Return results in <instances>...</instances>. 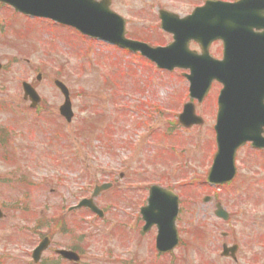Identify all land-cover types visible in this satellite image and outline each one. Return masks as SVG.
Returning <instances> with one entry per match:
<instances>
[{"label":"rangeland","instance_id":"rangeland-1","mask_svg":"<svg viewBox=\"0 0 264 264\" xmlns=\"http://www.w3.org/2000/svg\"><path fill=\"white\" fill-rule=\"evenodd\" d=\"M205 1L112 0V4L125 17L128 36L164 46L172 37L161 31L158 11L166 8L185 16ZM14 19L25 41L14 29L0 35V62L5 66L0 76V131L9 128V121H17L14 140L8 144L11 153L0 145V202L6 214L0 221V264H17L20 254L54 231L55 243L66 245L64 232L42 222L64 218V204L90 197L97 184L107 182L114 188L94 201L108 213L96 217V223L84 214L78 232L96 238L92 250L111 249L115 260L136 252L144 255L145 243L155 240L156 234L143 238L147 234L140 229L144 224L140 205L146 203L150 185L158 184L173 187L181 199L177 227L182 241L168 255L170 264H264L262 160L254 159L251 148L245 147L238 155L240 173L232 187L216 191L205 183L216 151L213 125L222 85L213 83L205 100L195 101L203 124L174 126L183 104L192 100L184 70L162 71L145 57L88 41L74 29L48 20ZM191 47L197 49L198 44ZM210 52L221 57V43L212 44ZM38 73L43 74L40 82ZM56 78L69 87L76 113L72 124L62 128L61 139L54 136L63 102L53 82ZM22 81L37 85L51 109L40 117L22 111L30 108L23 99ZM206 195L213 199L203 201ZM17 201L30 208L15 210L11 205ZM216 202L231 214L229 221L214 214ZM223 243L240 246L237 261L221 256Z\"/></svg>","mask_w":264,"mask_h":264},{"label":"water","instance_id":"water-1","mask_svg":"<svg viewBox=\"0 0 264 264\" xmlns=\"http://www.w3.org/2000/svg\"><path fill=\"white\" fill-rule=\"evenodd\" d=\"M17 8L19 11L40 17L52 18L63 24H69L82 33L92 37L101 38L131 51H140L142 55L157 63L163 69L174 70L177 67L190 69L187 77L191 81L190 96L202 101L210 89L211 82L215 79L222 82L219 99L218 121L215 126L218 139V153L209 176V181L223 183L235 175V154L237 148L252 141L254 147L264 148V138L261 137L264 127V65L257 60V52L242 53L236 39L241 29H247L245 21L240 17H249L255 14L253 10H264V0H241L238 3L222 1H207L202 7H197L193 14L180 18L178 14L161 10L160 18L162 29L174 34V41L165 47H151L146 43L129 40L125 36V22L122 17L111 9L110 0H1ZM254 8V9H252ZM252 19L250 18V21ZM226 21V24L224 23ZM248 21V22H250ZM263 27V26H261ZM258 27V28H261ZM233 33V34H232ZM258 40L259 35H256ZM224 38L227 43L226 58L214 59L209 53L212 41ZM200 43L202 53L190 49V41ZM258 43V42H257ZM257 43L255 47L257 48ZM246 49V47H245ZM246 56V59L244 58ZM251 55L253 58L251 59ZM256 55V59L254 56ZM249 58V59H248ZM254 62V72L244 71L245 65ZM231 69L228 71V66ZM227 71V72H226ZM229 74V75H228ZM253 79L255 93L258 94L259 107H248L241 102L234 103V110L229 106L230 85L233 78L239 82ZM58 87L65 93L66 101L61 107V113L68 120L73 116L69 92L61 82ZM252 85V87H253ZM25 94L29 95L33 106L39 101V95L30 84H24ZM184 112L179 116L181 122L189 127L192 124L203 122L202 118L195 115L192 103L185 105ZM252 127L255 129L252 130ZM109 185L98 186L93 196ZM150 206L143 208L142 213L147 221V227L158 224L160 234L158 247L170 250L177 242V229L175 221L178 213L177 198L159 187H152L150 193ZM80 206H89L96 212L93 199L84 200ZM216 214L227 219L228 214L220 208ZM3 214L0 213V218ZM44 247V246H43ZM41 248V247H40ZM39 248V249H40ZM43 249V248H41ZM233 252L235 249H231ZM225 249L223 255H227Z\"/></svg>","mask_w":264,"mask_h":264},{"label":"flooded vegetation","instance_id":"flooded-vegetation-1","mask_svg":"<svg viewBox=\"0 0 264 264\" xmlns=\"http://www.w3.org/2000/svg\"><path fill=\"white\" fill-rule=\"evenodd\" d=\"M232 1H238V0H232ZM7 11L8 14H4L3 11ZM255 15L251 17V21H245L247 25V29H241L238 35H236V39L232 42H237L238 46L242 49L241 52H252L255 54L257 52V60L258 62L263 66L264 65V28H258L259 26L264 25V10H254ZM15 16H22L26 17L28 19L38 20V21H44L40 18H30L26 15H22L18 13L15 9H12L10 6L1 3L0 2V35H3L10 29H14L16 32L19 33V30L16 29V26H14ZM13 30V31H14ZM233 34V33H232ZM256 35H259L258 40L256 39ZM221 42V53L222 57L226 56V50H227V43L225 42V39L222 38ZM258 42V43H257ZM257 43V48L255 47ZM246 47V49H245ZM244 58L246 59V56L244 55ZM253 58V55H251V59ZM249 59V58H248ZM254 59H256V55L254 56ZM254 62H252L250 65L244 66V71L247 73L248 70H251V73L254 72ZM0 71V76H1ZM238 86L241 82L237 83ZM236 89L239 91L240 89L236 87ZM252 97L250 99L256 98V94H254V90L252 91ZM51 108V107H50ZM42 107L38 109H35L36 112L32 113L33 115H37L41 112ZM59 109V108H58ZM31 110V109H28ZM33 110V109H32ZM27 111V110H26ZM43 111V110H42ZM39 112V113H38ZM61 122L64 123L65 118L61 115L60 116ZM17 122L16 120H11V124ZM10 124L8 125V127ZM9 133H11L10 130L7 131V136L4 138L8 140ZM0 136L2 135V132L0 133ZM264 136V133L262 134ZM246 146L250 147V143L246 144ZM252 154L255 155V158H258L262 161H264V150H253ZM26 206V205H25ZM12 208L15 209H21V205H12ZM89 213L90 217L93 218V223H96L95 220V214L91 212L90 209L82 208V209H76L73 212H70L67 219H62L61 223L58 221H55L53 227L55 229V226L57 229H60L62 232L66 234L67 239L69 242H66L67 244L62 246L58 243H55V231L52 234H47L49 238L47 244V248L40 252V258L36 261L35 255L33 252H24L20 254V258L17 261V264H153L156 261H160L163 264H167L168 260L167 257L170 254H173V250L171 252H161L159 249H157V239L152 241H147L145 244L147 245L145 248L147 252L142 255L140 253H132L130 257L128 258H119L117 260L114 259L113 250H92L91 241H96V238L92 239L93 237L91 235L86 234H78L79 228L82 227V220H84L83 214ZM72 224V225H71ZM157 228L152 227V232H154ZM58 232V231H57ZM60 233V232H58ZM92 238H91V237ZM45 238V237H44ZM43 238V239H44ZM40 242V241H39ZM38 242V243H39ZM37 243V244H38ZM139 245H142L144 243H138ZM64 250V253L60 252V250ZM239 250V249H238ZM237 250V251H238Z\"/></svg>","mask_w":264,"mask_h":264}]
</instances>
